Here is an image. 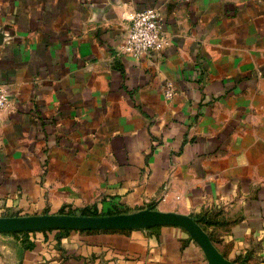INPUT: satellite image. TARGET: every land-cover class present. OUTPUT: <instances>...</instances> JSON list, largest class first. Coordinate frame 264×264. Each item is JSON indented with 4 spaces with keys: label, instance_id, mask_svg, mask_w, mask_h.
<instances>
[{
    "label": "crops",
    "instance_id": "1",
    "mask_svg": "<svg viewBox=\"0 0 264 264\" xmlns=\"http://www.w3.org/2000/svg\"><path fill=\"white\" fill-rule=\"evenodd\" d=\"M147 8L164 46L135 59ZM0 82V216L176 212L264 264V0H0ZM0 264L209 261L159 225L0 233Z\"/></svg>",
    "mask_w": 264,
    "mask_h": 264
},
{
    "label": "water",
    "instance_id": "2",
    "mask_svg": "<svg viewBox=\"0 0 264 264\" xmlns=\"http://www.w3.org/2000/svg\"><path fill=\"white\" fill-rule=\"evenodd\" d=\"M159 225L185 228L204 250L209 264H234L220 253L202 226L186 214L142 209L131 213L100 216L71 214L0 216V233L49 229L126 230Z\"/></svg>",
    "mask_w": 264,
    "mask_h": 264
},
{
    "label": "built area",
    "instance_id": "3",
    "mask_svg": "<svg viewBox=\"0 0 264 264\" xmlns=\"http://www.w3.org/2000/svg\"><path fill=\"white\" fill-rule=\"evenodd\" d=\"M127 20L129 21V28L123 41V52L139 59L163 49L162 20L157 9L147 8L132 11L127 15ZM166 96L172 97L173 91L171 89L166 90ZM8 106L7 89L0 82V109Z\"/></svg>",
    "mask_w": 264,
    "mask_h": 264
},
{
    "label": "trees",
    "instance_id": "4",
    "mask_svg": "<svg viewBox=\"0 0 264 264\" xmlns=\"http://www.w3.org/2000/svg\"><path fill=\"white\" fill-rule=\"evenodd\" d=\"M117 213H121V212H117ZM83 214L84 215H93V216H99L98 214H96L95 212H92V211H86V210H84L83 211ZM43 231H46V230H43ZM14 234H17V232H13ZM21 233H28V232H21Z\"/></svg>",
    "mask_w": 264,
    "mask_h": 264
}]
</instances>
